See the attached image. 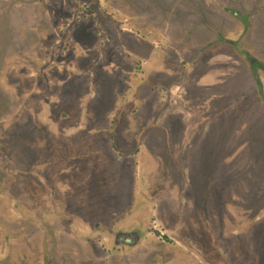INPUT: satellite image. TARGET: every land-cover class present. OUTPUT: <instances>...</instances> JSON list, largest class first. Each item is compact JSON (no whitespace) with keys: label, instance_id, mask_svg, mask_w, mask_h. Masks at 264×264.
<instances>
[{"label":"rangeland","instance_id":"obj_1","mask_svg":"<svg viewBox=\"0 0 264 264\" xmlns=\"http://www.w3.org/2000/svg\"><path fill=\"white\" fill-rule=\"evenodd\" d=\"M244 1L256 11L253 28L247 31L240 29L234 16L219 12L216 2L208 7L204 0H0V12L5 11L0 14V73L4 68L0 83L12 93L23 92L13 113L2 117L4 123L37 115L47 119L54 106L69 114L61 123L65 131L57 135L54 130L38 128L32 119L11 126L7 132L11 148H2L4 154L13 155L19 168L29 171L35 166L42 171L44 186L39 185L50 190L55 207L80 211L89 219L110 221L113 212H122L132 203L134 188L147 187L146 192L155 196L163 216L153 214L148 226L144 222L142 225L148 233L141 248H152L153 252L148 264H192L193 259L185 253L168 255L162 261L161 252L154 250L176 248V237L165 213L169 210L173 214L170 221L180 224L181 238L197 241L202 259L208 260L207 253L215 248L226 260L264 264V221L247 225V231L239 235L229 233L233 224L230 210L234 212V207L241 205L255 208L264 199L254 193L264 180V109L248 105L247 99L242 101L241 93L250 87L245 70L239 67L221 87L212 88L214 92L221 89L227 99L216 101L210 121L203 123L202 129L195 128L188 137L182 134L183 125L178 120L167 119L136 132L142 159L137 168L115 155L128 158L137 151L127 140L132 137L131 130L125 131L121 140L123 129L130 128L129 122L135 118L133 109H138L137 127L144 128L152 115L157 117L153 105L161 113L162 122L168 112H180L183 104L194 111L185 117H192L196 105L194 99L186 102L181 86L174 87L172 95L160 87L155 91L153 85L164 82L162 75L149 76L145 83L137 81L146 77L147 70L136 65V56H123L127 51L123 46L149 60L155 58L157 49L146 39L155 38L156 44L162 45V53L171 59L168 71L177 68L183 58L173 40L195 47L214 41L219 32L231 37L244 34L243 46L264 56V0ZM126 3L171 29H156L154 21L131 16L120 8ZM119 10L128 16V25L121 23L128 29L120 28L113 17V13L120 16ZM91 32L97 40L90 45L87 38L91 39ZM138 37L144 40L136 42ZM219 46L227 45L221 42L215 49ZM19 50V54L13 53ZM160 62L153 70L164 68ZM197 72L200 75L202 69ZM71 74L86 87L83 100L79 83L62 82ZM21 78L25 79L23 83H17ZM1 89L0 85V110L6 106ZM191 90L204 92L196 87ZM117 115L118 149L113 150L111 130L106 133V128ZM236 134L237 142L243 138L249 141V155L254 162L247 173L231 171L232 163L224 161ZM246 148L240 144L232 152L237 156ZM151 176H155L153 181ZM16 178L26 195L40 187L29 173ZM242 187L246 189L239 192L237 189ZM149 195L147 192L139 198L140 204ZM45 202L42 206L48 204ZM140 211L143 215L146 212ZM163 234L167 235L165 240L160 237Z\"/></svg>","mask_w":264,"mask_h":264},{"label":"flooded vegetation","instance_id":"obj_2","mask_svg":"<svg viewBox=\"0 0 264 264\" xmlns=\"http://www.w3.org/2000/svg\"><path fill=\"white\" fill-rule=\"evenodd\" d=\"M204 1L207 5L216 2L220 11L234 16L238 20L240 23L239 27H241L240 29L243 28L246 31L250 29L252 13L246 10L248 5L246 4V1ZM124 6L122 5L120 8L126 10L131 16L146 17L148 18V21H154V28L156 29H171L168 24L160 26L158 22L150 18L149 15L145 14L144 12H138L132 9L127 3L124 4ZM3 12L5 11L0 12V14ZM119 13L121 17L118 15V13H113V17L116 18V23L120 25V28L128 29L127 26H122L123 23L128 25V16L125 12H123L124 15H122L120 10ZM15 32L19 34L20 37H23L16 29ZM119 32L121 31L119 30ZM168 32L171 39L170 30ZM100 34L101 33L99 32L97 33L98 38L102 39ZM88 39L89 38H87V43L90 44V42L93 43L97 40V36L91 32V39L89 41ZM150 39L146 40L152 43L154 50L157 49V52L154 53L155 58L153 59L148 60V58L140 57L133 51L129 50L130 48L128 49L127 45H125V47L123 46V51L125 49H127V51L125 50L122 55H128L129 57L131 55L136 56V65L142 66L143 69L147 70L148 74L146 77L137 81L145 83L146 78L149 76L162 75L164 82H157L155 85H153L155 91L157 89L156 87H160L162 90L165 89L166 94L171 92L172 95L174 87L181 86L183 88V94H185V97L187 98L186 102L188 103L191 99H194L193 101L196 102L194 107L195 114L192 117L186 116V120L184 114L189 115L194 111L188 109V105L183 104L180 106L183 107L181 108L182 110H180V112L174 111L176 115L172 112H168V114L165 115V121L162 122L160 119L161 113L159 114L158 109L153 105V109L155 111L153 114L157 113V117L152 115V117H150L151 119L149 118L150 120H148L146 126L144 128H140L137 127L136 120V117H138V109H133L135 118L133 116L132 121L129 122L131 123L130 128L123 129L121 133V140H123L125 137L124 132L131 130L130 134L132 137L127 140L131 145L136 147L135 150L137 151H135L131 157H128L130 159H128L126 156L115 154L119 160L121 159L127 163H130L132 165L131 167L134 169L137 168V165L140 162L142 163V159L140 157L141 143L135 142L136 132L143 131V129H146L150 126H156L165 123L167 119L170 120L174 118L178 120L179 125H183L182 134L187 136L197 127L201 126L200 129H202L203 123H209L211 113L216 105V101L218 100L220 102H224L227 99V97H224V93H222L223 91H221V89H217L219 92H214L212 91V88L221 87V85L224 84L230 76H233L239 71V67L247 72V81L248 83L251 82L249 89L241 93V97H244L242 101L244 102V100L246 101L247 99L248 105L256 104L259 108L264 109V78L262 77V72H264V63L247 47L243 46L242 41L244 39V34L241 36L236 35L231 37L219 32V37L214 41H205L195 47L183 44L180 45L179 40L171 39L175 41L173 42L175 43V49H180L181 56L183 57L180 60L179 66H176L177 68H170L171 71H168L169 67L167 66V63H171V59L162 53V45L156 44L155 38L153 41ZM142 40L144 39L138 37L136 42H141ZM221 42L225 43L228 47L224 46L225 48H222L219 46L217 49H215V45ZM79 43L85 44L81 41ZM20 51L21 50L15 51L13 53L19 54ZM160 60L163 61L159 64H164V70H153V68H156L154 66L157 65ZM6 62L4 67L6 66ZM146 63H148V65H146ZM199 68L202 69V73L200 75H198L197 72ZM3 70L0 73V77L3 73ZM23 79L21 78L22 81H17V83L20 82L19 84H22ZM27 81L28 80L25 82ZM69 81H74L75 83L80 84V96L81 100H83L86 87L83 86L84 84L81 82V79H78L77 76L71 74L62 80L64 85ZM0 85L2 88V93L4 94V99L6 100L5 108L0 110V180L2 182H0V264H83V262L80 263L81 258L74 255L76 252L79 253L83 250L91 253L100 251L102 255L108 257L102 259L103 264H105V261H107L108 264H148L153 252H151L152 248H141L145 235L148 233L143 229L142 225L144 222L146 226H148L150 221L149 217L153 214L161 216L157 208L155 196L147 191L150 194L147 196L148 200H145L144 203L140 204L139 198L144 197V195L146 196V190L148 189L147 187L142 189L137 188L136 190L134 188L133 201L127 205L124 211L119 213L113 212L110 221H99L85 218L84 221L89 222L90 227L87 226L88 229L86 228L87 230H84V222L82 220L79 221L78 216H74V212L66 209L62 210L60 207L57 208L52 204V193L50 190H46L44 187L42 188L39 185L40 183L44 186L42 180H40L43 174L41 170H38L35 166H30L29 171L15 166L16 161L13 155H5L4 151L2 150V148H8L10 151L11 147L7 142V132L11 126L17 123H24L25 121L32 119L31 121L33 124H36L38 128H48L49 131L54 130L57 135L60 132L65 131V128L61 126V123L64 121V119L69 118L68 112L62 111V108L59 109L56 108L57 106H54L52 107L50 115L47 119L43 118L44 120H42L37 115L33 117L22 118L19 121L14 120L11 123H4L2 117L4 115L13 113L17 100L23 92L21 93L19 91L17 93H12L5 89L1 83ZM194 87L204 92L202 94L192 93L191 89ZM18 88L20 89V87ZM81 104L84 105V102ZM55 114L58 118L55 117ZM177 114H181V116H177ZM196 114L197 116H195ZM118 117L119 116L117 115L116 118H111V122L107 124L108 126L106 128V133H108V130H111L110 135L112 137L110 139L113 150L118 149V136L115 134L117 123L119 122L117 120ZM238 135L239 134H236L235 139L230 142L228 147L229 151L224 157V161L226 163H232L231 171L247 173L254 160H252L249 155V141L246 138H243L237 142ZM242 140H245V142L242 143ZM240 144L247 146V148L244 153L238 154L236 156L232 151L237 145ZM28 173L38 184V186H40H37L38 189L35 192L33 191L30 195H26L25 192H23L24 189L17 185L19 181L16 178L19 175L21 177L27 176ZM150 179L153 181L155 176H151ZM11 180L12 183H10ZM244 189L246 188L242 187L240 190H237L239 192H243ZM254 193L260 199L264 197V180L260 182V187L256 189V192ZM36 195H38L39 203L33 204L31 203L32 199L30 198L31 196ZM236 198L240 200L239 196ZM43 202L48 204L42 206ZM141 209L146 210L144 215L141 214ZM233 210L234 212L230 210L229 215L231 218L230 222H233V224L230 223L231 226L229 231V233L232 235H239L240 233L247 231L245 228L247 225L251 226L252 224H259L264 221V199L260 200V204L255 208L248 209L247 205H241L234 207ZM165 213L168 216V219H166L168 220L169 225H171L169 229L175 234L176 237L174 240L176 243V248L165 252L160 249L154 250L161 252L160 258L162 261L166 260L168 255H174L175 253H181L183 255L185 253L189 258L191 256L193 259L192 264H200V254L197 253V241L187 236L181 238L180 224L170 221L173 216L170 210ZM161 217L163 218V216ZM112 220L116 221L111 222ZM57 230H69L70 232L72 231L76 234H74L75 236H69V234L65 232L64 234L61 233L58 235ZM75 237L85 239L87 244L83 245L77 243V241H75ZM160 237L162 240H165L167 235L163 234ZM186 243H188L189 246L186 245ZM217 251L220 252L219 250ZM138 252L141 254H132ZM29 256L31 259H28ZM219 259L220 261L218 264H242L240 262L238 263L236 259L229 258V260H226L221 254ZM96 260L97 258H94L92 259V262H95ZM92 262L88 261L86 264H92ZM190 262L189 264H191Z\"/></svg>","mask_w":264,"mask_h":264},{"label":"crops","instance_id":"obj_3","mask_svg":"<svg viewBox=\"0 0 264 264\" xmlns=\"http://www.w3.org/2000/svg\"><path fill=\"white\" fill-rule=\"evenodd\" d=\"M208 7H211L209 4L207 5ZM219 10V9H218ZM246 10L248 11V12H251L252 13V16H251V26H252V21L255 19V17H256V15H255V10H252V8H251V6H249V5H247V7H246ZM219 12H222V11H220L219 10ZM222 14H225L224 12H222ZM253 28V27H252ZM251 27H250V29H252ZM254 55H256L258 58H260L262 61H263V63H264V56L262 55V54H260L259 52H256V51H254L253 49H250V48H248ZM262 77L264 78V72H262ZM251 83V82H250ZM30 199H32V202L31 203H33V204H37V203H39V198H38V195H36V196H31V198ZM29 206V205H28ZM5 211V210H4ZM76 214V215H75ZM73 215V214H72ZM74 216H78V220L80 221V220H82L83 222H84V230H87L88 229V227H90L89 225H90V223L89 222H86V221H84V219L86 218V216H84L83 214H82V212H80V211H77V212H74ZM77 218V217H76ZM59 222H61V221H59ZM64 222V221H63ZM58 225V224H57ZM88 226V227H87ZM59 227V226H58ZM87 228V229H86ZM59 229V228H58ZM58 231V235H60L61 233H65V232H67L68 234H69V236H73L74 234H76L75 232H70L69 230H65V231H62V230H57ZM75 236V235H74ZM78 237V236H77ZM75 241H77V243H80V244H83V245H86L87 244V241L85 240V239H80V238H76L75 237ZM92 244V243H91ZM76 252V251H75ZM132 254H141V253H132ZM74 255H76V257H79V258H81V261H83V264H86L88 261L89 262H92V259H94V258H97V260L95 261V262H92V264L94 263V264H103L102 263V259H104V258H108V257H106V256H104V255H102V253L100 252V251H96V252H87V251H81V252H76ZM141 256V255H140ZM207 256H208V260H204V259H202L201 258V256H199V263L200 264H218L219 263V261H220V252H218L216 249H211L208 253H207ZM216 259V260H215ZM105 264H108L107 263V261H105Z\"/></svg>","mask_w":264,"mask_h":264}]
</instances>
